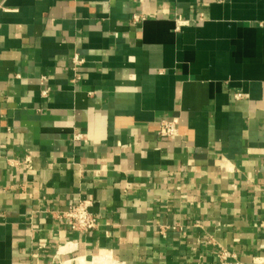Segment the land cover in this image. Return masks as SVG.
Returning <instances> with one entry per match:
<instances>
[{"label": "crops", "instance_id": "1", "mask_svg": "<svg viewBox=\"0 0 264 264\" xmlns=\"http://www.w3.org/2000/svg\"><path fill=\"white\" fill-rule=\"evenodd\" d=\"M0 2V264H264V0Z\"/></svg>", "mask_w": 264, "mask_h": 264}, {"label": "built area", "instance_id": "2", "mask_svg": "<svg viewBox=\"0 0 264 264\" xmlns=\"http://www.w3.org/2000/svg\"><path fill=\"white\" fill-rule=\"evenodd\" d=\"M137 2H142L143 0H135ZM3 8L0 2V9ZM134 19L136 16L133 17ZM183 21L177 20L176 27L181 25ZM73 63H80V61L76 58L73 59ZM47 92L46 89L42 91L43 94ZM176 119L171 120H161L159 122L158 134L164 137H173L178 134V128L176 125ZM81 134H74L73 139H80ZM24 166L29 167L30 158L29 156H24L22 160ZM92 205V198L87 197L85 199H81L74 204L68 205L67 209L61 211L57 215L61 218L65 219L67 225L72 230L77 231H88L90 229L95 228L98 225V215L90 210ZM227 256H229L228 252L224 249H220L218 252V258L222 262L225 263ZM258 261L256 264H260Z\"/></svg>", "mask_w": 264, "mask_h": 264}]
</instances>
